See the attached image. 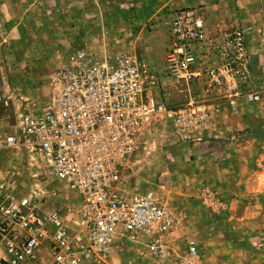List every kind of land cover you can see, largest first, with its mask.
<instances>
[{"label": "built area", "instance_id": "2783aa9c", "mask_svg": "<svg viewBox=\"0 0 264 264\" xmlns=\"http://www.w3.org/2000/svg\"><path fill=\"white\" fill-rule=\"evenodd\" d=\"M202 46L209 48L214 63L201 58ZM166 66L177 84L204 80L209 90L224 96L264 102V78L252 74L245 32L236 28L211 39L197 9L175 14ZM160 83L150 65L134 54L78 48L52 74L41 110L16 115L20 137L11 131L13 121L0 118V152L17 150L30 161L39 160L82 198L70 235L59 211H40L43 191L21 193L0 176V264H101L120 239L145 244L155 257L168 255L167 239L177 225L173 212L152 193L124 195L122 178L157 125L170 122L180 137L191 140L196 130L210 125L212 112L194 100L168 106L152 95ZM4 90L0 77V109H9L12 100ZM197 256L191 246L186 260L194 262Z\"/></svg>", "mask_w": 264, "mask_h": 264}, {"label": "rangeland", "instance_id": "374dc122", "mask_svg": "<svg viewBox=\"0 0 264 264\" xmlns=\"http://www.w3.org/2000/svg\"><path fill=\"white\" fill-rule=\"evenodd\" d=\"M94 1L14 0L6 7L9 15L0 13V77L12 100L9 109H0V118L13 121L11 131L18 137L16 115L41 110L52 74L73 48L101 53L99 47L105 45L114 53L129 52L141 59L128 39L137 33L117 23L124 19L123 2L108 0L115 6L111 7L104 6V0ZM261 33L264 37L262 29ZM183 85L187 96L183 92L182 105L192 100L206 105L207 98L191 97L189 86ZM211 112L210 125L196 130L191 140L180 137L170 122L157 125L142 140L122 178L124 195L152 193L173 212L177 225L167 239L168 255L149 258L141 254L137 259L139 244L123 239L114 243L116 253L101 264H264V177L260 187L251 190H217L216 184L206 185L204 163L197 155L211 146H202L205 131L213 124ZM224 141L223 147L237 143L232 138ZM25 155L17 150L0 152V176L15 183L21 193L43 191V209L59 211L73 235L81 196L39 160L30 161ZM231 217L240 221L233 222ZM191 246L198 252L194 262L186 260Z\"/></svg>", "mask_w": 264, "mask_h": 264}, {"label": "crops", "instance_id": "0c3cea01", "mask_svg": "<svg viewBox=\"0 0 264 264\" xmlns=\"http://www.w3.org/2000/svg\"><path fill=\"white\" fill-rule=\"evenodd\" d=\"M120 1L123 2L121 6H124L121 14L124 19L117 23L130 30V33L131 31L137 33L130 38L127 32L130 44L138 48L141 60L148 63L159 76L160 86L152 91V95L158 100L165 101L168 106L174 108L185 106L179 100L183 92L187 96L185 86L175 83L168 76L166 66L171 22L175 14L181 10L201 11L205 19L207 35L211 39H221L236 28L243 29L250 53L252 74L257 79L264 78V37L261 33L264 23V0ZM13 3L14 0H0V13L9 15L10 12L6 7ZM102 4L108 6L110 3L104 0ZM107 47L102 45L99 49L103 51ZM199 54L206 60L205 62H215L207 46H202ZM188 86L191 97L194 94L193 96H198L197 98H207L206 106L213 110L212 127L205 131L206 139L211 138V140L205 139L204 144H201L211 146L209 149H202L197 155L200 163L205 164L203 168L207 177L206 185L211 187L212 184H216L217 190H251L260 187L258 185L262 184L261 179L264 177V102L248 104L243 97L233 99L224 96L209 90L204 80L194 81ZM229 138L237 143L227 147L220 145L225 142L224 139ZM43 205L44 202L39 206L41 212L47 214L54 211L43 209ZM61 216L63 217L62 214ZM231 219L233 222L240 221L239 218L231 217ZM115 248L111 250L109 258L116 253ZM137 249V259L141 254H147L145 257L149 258L155 257L145 244L144 246L139 244Z\"/></svg>", "mask_w": 264, "mask_h": 264}]
</instances>
